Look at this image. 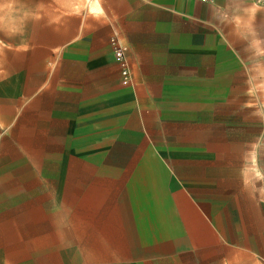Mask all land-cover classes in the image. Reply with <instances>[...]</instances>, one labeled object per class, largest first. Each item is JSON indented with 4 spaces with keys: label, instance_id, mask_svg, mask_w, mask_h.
I'll use <instances>...</instances> for the list:
<instances>
[{
    "label": "crops",
    "instance_id": "0c3cea01",
    "mask_svg": "<svg viewBox=\"0 0 264 264\" xmlns=\"http://www.w3.org/2000/svg\"><path fill=\"white\" fill-rule=\"evenodd\" d=\"M232 8L35 7L0 47V264H264V98Z\"/></svg>",
    "mask_w": 264,
    "mask_h": 264
},
{
    "label": "rangeland",
    "instance_id": "374dc122",
    "mask_svg": "<svg viewBox=\"0 0 264 264\" xmlns=\"http://www.w3.org/2000/svg\"><path fill=\"white\" fill-rule=\"evenodd\" d=\"M54 0H0V47L15 42L25 34L34 35V9L38 5H49ZM232 12L248 37L241 46L250 56L251 67L259 77L253 86L259 87L260 98H264V0H232ZM260 65V66H258Z\"/></svg>",
    "mask_w": 264,
    "mask_h": 264
},
{
    "label": "built area",
    "instance_id": "2783aa9c",
    "mask_svg": "<svg viewBox=\"0 0 264 264\" xmlns=\"http://www.w3.org/2000/svg\"><path fill=\"white\" fill-rule=\"evenodd\" d=\"M200 1L211 2L213 0H200ZM111 43L113 46L114 55L121 64L123 82L130 83L131 82L130 65L126 56L127 47L117 37L111 38Z\"/></svg>",
    "mask_w": 264,
    "mask_h": 264
}]
</instances>
